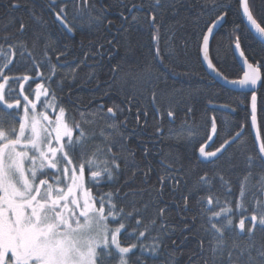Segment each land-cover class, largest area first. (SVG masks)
<instances>
[{
	"label": "snow or ice",
	"instance_id": "obj_1",
	"mask_svg": "<svg viewBox=\"0 0 264 264\" xmlns=\"http://www.w3.org/2000/svg\"><path fill=\"white\" fill-rule=\"evenodd\" d=\"M120 6H125L123 0ZM25 7L22 0H9L10 10ZM132 7H143L147 12L143 22L134 16L132 23L147 26L154 46L153 61H145L124 73V83L129 79L139 83L135 93L127 94L121 101L126 107L113 103L105 109L98 104L90 111L85 105L78 110L79 118H69V109L56 95L57 91L63 92L67 77L56 80V88H52L60 57L66 56V52L56 55V64L51 62V25L45 14L65 35L84 27L90 32L110 31L115 27L108 18L112 5L105 6L104 0H47L41 14L29 11L36 25L31 33L23 18L2 30L5 34L0 35V264H149L146 257L152 258V264L157 260L160 264H264V136L257 125L256 94L258 81L264 87V57L250 60L242 47L244 35L253 31L264 41V0H200L193 21L195 30L191 33L197 58L213 74V79L223 80L245 97L250 92L251 127L257 128L251 148L241 142L243 124L235 125L238 131L223 123L218 128L214 115L206 116L200 123L185 121L178 133L173 129L166 133L160 118L166 114L169 122L174 123L176 108L184 104L176 90L161 89L163 77L157 66L159 62L168 67L159 48L160 30L164 14L175 12L176 0H148L146 5ZM233 10L243 22V32L241 25L233 22L216 42L217 29L227 23ZM126 20L121 13L116 35L112 40L105 37L109 47L114 46L113 40H118ZM9 27L16 30L9 33ZM173 38L174 32L169 28L166 47H171ZM41 42L44 47L37 58L34 51ZM105 43L95 45L96 55H103L100 49ZM188 43L185 40V46ZM91 56L92 53H85L84 60L72 69L69 83L75 82L78 69L86 66ZM237 65L242 75L229 79L225 69ZM111 70L114 74L123 71L119 64ZM37 79L43 82L35 83L33 89L29 81ZM88 80L91 82L92 76ZM118 90L122 92L123 88ZM145 99L147 102L142 104ZM133 103L137 105L136 127L141 132L128 131ZM210 107L216 110L215 105ZM220 107L236 111L229 104ZM185 111L186 115L193 113L191 107L186 106ZM150 114L157 117L148 133L153 142L166 135L170 140L183 139L188 144L204 141L198 149L197 164L191 158L185 163L179 155L169 159L171 153L161 152L162 172L152 181L154 169L147 160V143L141 140L144 149L140 161L128 146L132 136L147 131ZM212 145L218 146L206 150V146ZM201 164L212 167L202 169ZM233 175L241 200L251 197L255 201L247 223L241 218L236 224L230 202L225 199L222 204L220 196L214 194L219 189L225 197L230 196ZM103 182L109 183L111 190L101 191L99 185ZM93 188L97 189L95 194ZM165 188L169 190L168 199ZM237 207L243 208L244 204ZM175 220L179 223H173ZM126 221H134L132 231ZM122 234L135 242H122ZM190 241L195 246L185 250L182 246Z\"/></svg>",
	"mask_w": 264,
	"mask_h": 264
},
{
	"label": "trees",
	"instance_id": "obj_2",
	"mask_svg": "<svg viewBox=\"0 0 264 264\" xmlns=\"http://www.w3.org/2000/svg\"><path fill=\"white\" fill-rule=\"evenodd\" d=\"M26 5L25 8L10 10L9 0H0V35L5 33L2 31L6 25L11 24L14 20L18 21L23 18L29 25V33L36 28L29 17V11L34 10L38 15L42 12V7L47 3V0H22ZM148 0H123L124 7H121V0H104L105 6L109 3L112 8L109 10V19L113 21L115 27L110 31H89L87 27L81 30H76L74 34L65 35L58 25L51 24L52 17L45 14V20L51 25L50 27V41L53 46V51L49 52L51 62L56 64V55L59 52H66V56H61L59 65L57 66L58 76L54 77L52 88H56V80H62L67 77V82L63 83V92L57 91L56 95L62 99V102L66 108L69 109V118L76 116L79 118L78 110H83V106L87 105L89 110L96 109L98 104H103L104 108L110 107L115 104H120L121 107L126 105L121 104V101L125 99V96L129 93H135L139 87V83H134L131 79L127 83H124V73L129 69H136L139 64L153 61L154 46L153 41L147 26L133 24L132 18L138 17L143 22V18L147 16V12L143 7L133 8L132 5L147 4ZM200 0H176V10L173 13L168 11L163 16V27L161 28V39L159 42V48L161 54L164 55V64L168 67L157 62V66L160 74L163 77L161 82V89H174L179 94V98L184 100V104H181L176 108V117L174 123L169 122V117L163 115L160 119L162 127L166 133L168 129H173L175 132H179L181 125L187 121L188 124H192L193 121L200 123L204 118L212 117L217 118L218 128L221 123L229 126H233V131L240 130L235 125H244V136L242 143L246 142L248 147L251 148L254 141V134L251 127L250 117V95L247 97L241 93H237L226 89L220 84L216 83L211 76L206 72L203 64L197 58V50L195 43L192 42L191 33L195 30L193 21L196 19V12L199 10L197 5ZM230 3L231 0H226ZM99 7V4H97ZM131 9V11H129ZM123 13L127 17L124 22V28L118 37V40H113L112 47H109L105 43V37L108 40H112L116 35V28L120 27V14ZM233 22L241 25L243 32V22L235 15L234 10L230 11L227 17V23L221 28L216 35V42L221 40L222 35L231 29ZM172 28L174 32V38L171 41V47H166V33L168 29ZM15 27H9L7 31L9 33L14 32ZM185 40L189 43L185 46ZM99 43H105V47L100 49L103 55H96L97 47ZM31 45V41H29ZM228 41L225 38L223 46L226 49ZM44 44L41 42L35 48L34 55L39 58L43 50ZM215 47V44L213 45ZM242 47L246 50V55L256 60L264 57V45L261 44L251 33L244 35L242 39ZM90 52L92 56L87 60L86 66H81L76 74L74 83H69L72 79L70 73L72 69L76 68L78 64L85 58V53ZM171 53V56L168 55ZM224 52L222 50L221 57L223 58ZM229 63L231 64V53L228 52ZM119 64L123 71L119 74L112 72V67ZM62 65V67L60 66ZM41 72L46 73L45 68L40 69ZM262 71V77L264 79V69ZM21 74V73H15ZM31 75V73H27ZM94 74V75H93ZM225 74L229 79H235L242 75V69L239 65L236 67H227ZM92 76L91 82L88 77ZM115 77V79H114ZM43 81L37 79L35 82L29 81L32 88H35V83H42ZM111 86V91L109 92ZM28 87V84H25ZM123 88V91H119V88ZM142 90V89H141ZM105 92H109L108 95H104ZM159 94V92H158ZM257 94V123L261 135L264 136V87H261ZM145 98L148 93L144 92ZM139 99V96H137ZM147 100H142L141 103H146ZM163 102V101H161ZM237 102L239 105L237 106ZM229 104L232 107H236L235 112H230L220 107L221 105ZM211 105L216 106V110H211ZM186 106L191 107L192 114L186 115ZM137 105L135 103L131 106V115L128 120V131L133 129L136 132H141L142 129L136 127V113ZM49 115L54 117V114L49 110ZM125 115H128L127 108ZM247 117V119H246ZM123 119V117H121ZM157 117L155 114H150L148 117V128L143 135L132 136L128 141V146L136 153V159L140 161L143 156L144 144H141V140L147 143L149 149L148 162L151 163L154 171L152 173V181L157 180V176L161 174L162 168L160 166L161 159L163 158L161 152L172 155L169 157H175L177 155L187 159L191 158L192 163L195 165L198 163V149L201 143L204 141H193L192 144H188L183 139H168L167 135L163 140H155L154 142L149 139L148 133L153 129L151 125L155 122ZM143 116H141V125H143ZM100 126H103V121H100ZM218 145L206 146V150H215ZM258 150V146L256 144ZM123 167V165H122ZM202 169L212 167L209 164H201ZM233 191L230 196L225 197L222 190L217 189L214 193L220 196L221 203L223 204L225 199L230 202V206L233 209V220L236 224L239 223V219L245 218L246 223L250 217L252 211L255 209V201L251 197H247L241 200L239 197V185L235 180V176H232ZM120 184H123V177L120 179ZM120 185H116L119 187ZM99 188L103 192L111 190V186L107 182H103L99 185ZM168 189L165 188V199H168ZM97 192L96 188H93V193ZM243 203L244 207H237L238 204ZM173 212H175V205ZM218 210V209H217ZM173 223H179V220L173 221ZM129 231L135 227L134 221H126ZM259 237V233H257ZM143 239V238H141ZM175 239V237H173ZM121 240L124 243L135 242L134 240L127 239L123 234ZM194 242L182 246L185 250L187 248L194 247ZM149 264H152V258L146 257ZM156 264H160L159 260Z\"/></svg>",
	"mask_w": 264,
	"mask_h": 264
},
{
	"label": "water",
	"instance_id": "obj_3",
	"mask_svg": "<svg viewBox=\"0 0 264 264\" xmlns=\"http://www.w3.org/2000/svg\"><path fill=\"white\" fill-rule=\"evenodd\" d=\"M222 28V27H221ZM221 28H218L217 29V33L221 30ZM251 34L261 43V44H263L264 45V41H261L260 40V38H259V36L253 31V32H251ZM204 66V65H203ZM204 68H205V70H206V72L211 76V78L213 79V74L212 73H210L209 71H208V69L206 68V66H204ZM263 79V78H262ZM216 83H218V84H220L221 86H223V87H225L226 89H228V90H231V91H234V92H237V93H240V90H238V89H235V88H233V86H231V85H227V84H225V82L223 81V80H221V79H219V78H215V79H213ZM261 88V86H260V82L258 81V84H257V88H256V93L259 91V89ZM249 95H251L250 94V92L248 93ZM257 125H258V123H257ZM252 130H253V134H254V138H255V136H256V133H257V128H252ZM256 144H257V146H258V144H259V142H256Z\"/></svg>",
	"mask_w": 264,
	"mask_h": 264
},
{
	"label": "bare ground",
	"instance_id": "obj_4",
	"mask_svg": "<svg viewBox=\"0 0 264 264\" xmlns=\"http://www.w3.org/2000/svg\"><path fill=\"white\" fill-rule=\"evenodd\" d=\"M263 78V77H262ZM260 90V89H259Z\"/></svg>",
	"mask_w": 264,
	"mask_h": 264
},
{
	"label": "rangeland",
	"instance_id": "obj_5",
	"mask_svg": "<svg viewBox=\"0 0 264 264\" xmlns=\"http://www.w3.org/2000/svg\"><path fill=\"white\" fill-rule=\"evenodd\" d=\"M52 118H54V117H52Z\"/></svg>",
	"mask_w": 264,
	"mask_h": 264
}]
</instances>
